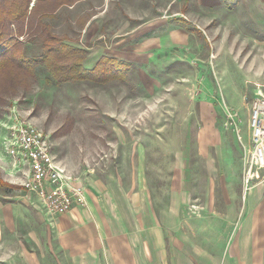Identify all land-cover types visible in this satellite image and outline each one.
Segmentation results:
<instances>
[{"label":"rangeland","instance_id":"374dc122","mask_svg":"<svg viewBox=\"0 0 264 264\" xmlns=\"http://www.w3.org/2000/svg\"><path fill=\"white\" fill-rule=\"evenodd\" d=\"M44 21L82 50L86 67L107 56L134 68L104 83L57 84L38 65L36 78L0 107V264L24 263L29 221L53 219L21 186L27 166L17 171L4 149L8 127L21 122L47 135L85 193L120 187L161 210L175 189H188L166 236L189 233L218 251L247 217L242 162L250 143L237 129L264 94V0H79ZM152 35L159 45L141 49ZM19 40L37 52L27 36ZM205 119L221 136L208 146L199 143ZM263 174L251 186L257 204H264ZM233 191L237 209L226 212Z\"/></svg>","mask_w":264,"mask_h":264},{"label":"crops","instance_id":"0c3cea01","mask_svg":"<svg viewBox=\"0 0 264 264\" xmlns=\"http://www.w3.org/2000/svg\"><path fill=\"white\" fill-rule=\"evenodd\" d=\"M157 39L148 37L141 49L159 45ZM213 121L205 119L200 128L199 143L203 146L220 141ZM238 129L249 144L248 120ZM257 191L250 188L244 206L247 217L236 225L232 237L222 238L218 251L189 233L182 238L166 236V231H175L177 209L191 196L186 188L175 189L170 204L161 210H156L150 199L127 194L120 187L106 188L100 194L86 193L85 207L75 206L53 217L49 226L36 220L33 227L34 222L29 221L28 249L24 248L21 264H264V204L254 200ZM236 196L235 191L226 192V212L236 211Z\"/></svg>","mask_w":264,"mask_h":264},{"label":"trees","instance_id":"16d2710c","mask_svg":"<svg viewBox=\"0 0 264 264\" xmlns=\"http://www.w3.org/2000/svg\"><path fill=\"white\" fill-rule=\"evenodd\" d=\"M77 1L0 0V107L20 86L36 78L38 65L57 84L80 80L104 83L123 79L134 68L133 62L107 56L94 67H86L82 50L66 43L44 21L54 17L59 8ZM22 36H27L37 52H30L29 46L27 50L19 40Z\"/></svg>","mask_w":264,"mask_h":264},{"label":"built area","instance_id":"2783aa9c","mask_svg":"<svg viewBox=\"0 0 264 264\" xmlns=\"http://www.w3.org/2000/svg\"><path fill=\"white\" fill-rule=\"evenodd\" d=\"M248 127L250 145L243 157V184L249 190L264 171V94L259 93L250 103ZM9 128V136L3 141L6 154L12 159L13 167L20 171L27 166L21 186L36 196L39 207L46 217L64 214L75 206L87 204L84 186L74 182L53 155L47 135L30 122H21ZM238 139L241 140L237 129ZM264 176V174H263Z\"/></svg>","mask_w":264,"mask_h":264}]
</instances>
